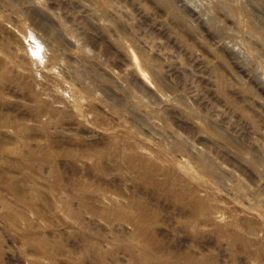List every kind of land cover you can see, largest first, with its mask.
Segmentation results:
<instances>
[{
    "label": "rangeland",
    "instance_id": "obj_1",
    "mask_svg": "<svg viewBox=\"0 0 264 264\" xmlns=\"http://www.w3.org/2000/svg\"><path fill=\"white\" fill-rule=\"evenodd\" d=\"M235 3L0 0V264H264V31Z\"/></svg>",
    "mask_w": 264,
    "mask_h": 264
},
{
    "label": "clouds",
    "instance_id": "obj_2",
    "mask_svg": "<svg viewBox=\"0 0 264 264\" xmlns=\"http://www.w3.org/2000/svg\"><path fill=\"white\" fill-rule=\"evenodd\" d=\"M232 15L239 17L243 26L257 27L258 30L264 31V0H261L259 9L254 6L253 0H236Z\"/></svg>",
    "mask_w": 264,
    "mask_h": 264
},
{
    "label": "bare ground",
    "instance_id": "obj_3",
    "mask_svg": "<svg viewBox=\"0 0 264 264\" xmlns=\"http://www.w3.org/2000/svg\"><path fill=\"white\" fill-rule=\"evenodd\" d=\"M133 58H134V60L136 61L137 58H136L135 55L133 56ZM140 75H141V79H142V80L147 81L148 77H147V75H146L144 72H141Z\"/></svg>",
    "mask_w": 264,
    "mask_h": 264
}]
</instances>
